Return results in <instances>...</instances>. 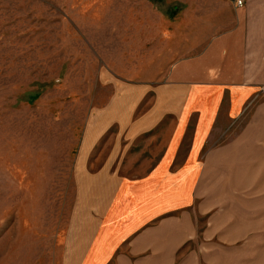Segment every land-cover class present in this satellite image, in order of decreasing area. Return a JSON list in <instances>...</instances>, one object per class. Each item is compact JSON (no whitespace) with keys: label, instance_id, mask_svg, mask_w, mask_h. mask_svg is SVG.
Here are the masks:
<instances>
[{"label":"rangeland","instance_id":"374dc122","mask_svg":"<svg viewBox=\"0 0 264 264\" xmlns=\"http://www.w3.org/2000/svg\"><path fill=\"white\" fill-rule=\"evenodd\" d=\"M226 8L224 0H0V264L78 263L87 236L64 235L83 173L104 163L103 152L82 153L90 125L114 135L115 117L136 101L130 90L153 83L146 77L169 61L174 33L199 35ZM121 165L122 175L142 172L135 161ZM236 211L219 210L235 217L225 239L202 238L206 215L194 214L196 237L172 264L192 249L210 264L202 245L215 246L221 264H264V209L245 235Z\"/></svg>","mask_w":264,"mask_h":264},{"label":"crops","instance_id":"0c3cea01","mask_svg":"<svg viewBox=\"0 0 264 264\" xmlns=\"http://www.w3.org/2000/svg\"><path fill=\"white\" fill-rule=\"evenodd\" d=\"M224 3L206 31L180 40L174 33L169 61L146 77L153 83L130 90L136 101L115 117L114 135L90 125L82 153L95 151L96 160L103 152L104 163L77 185L81 199L64 235L87 236L77 264H172L196 237L194 214L206 215L204 239H225L235 225L219 210H241L240 235L256 224L255 210L264 209V0ZM126 161L142 172L122 175ZM213 249L202 245V259L221 264ZM193 250L175 264H198Z\"/></svg>","mask_w":264,"mask_h":264},{"label":"built area","instance_id":"2783aa9c","mask_svg":"<svg viewBox=\"0 0 264 264\" xmlns=\"http://www.w3.org/2000/svg\"><path fill=\"white\" fill-rule=\"evenodd\" d=\"M234 5L236 7H240L242 5V1L241 0H234Z\"/></svg>","mask_w":264,"mask_h":264}]
</instances>
